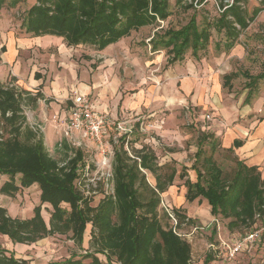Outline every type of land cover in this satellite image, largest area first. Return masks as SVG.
<instances>
[{"label": "rangeland", "instance_id": "rangeland-1", "mask_svg": "<svg viewBox=\"0 0 264 264\" xmlns=\"http://www.w3.org/2000/svg\"><path fill=\"white\" fill-rule=\"evenodd\" d=\"M189 1L181 0L180 6L176 0H170L171 14L166 20L132 30L129 35L101 50L88 44L66 46L60 37L54 40V37L31 36L24 31L21 22L35 0H21L15 7L4 4L0 10V47L5 46V35L31 42L25 46L16 42L18 58L6 63L4 76L0 75V79L16 84L13 72L17 73L16 70L20 69L21 72H34L36 77L43 76L48 80L55 94L48 100H43L44 97L41 99L42 118L35 113L40 99L34 108L23 107L24 114L28 122L43 135L47 152L59 164L64 163L72 149L79 147L83 151L86 168L81 172L78 187L91 200V205H96L100 198L112 193L113 149L119 146L121 135H125L123 147L128 155L133 157L140 152L151 151L155 156L153 164L159 166L157 173L163 178L171 169L175 170L171 184L160 194L162 202L158 211L168 225L173 226L176 222L165 217L163 205L179 209L193 220H185L180 229L176 228L189 243L191 264H203L205 255L210 252L214 260L209 264H264L262 241L256 242L250 253L237 254L228 260H225V250L221 253L218 250L212 252L208 247L214 241V246H217L219 237L233 239L255 226L263 225L264 216L256 213L251 225H239L229 230V217L209 215L205 201L198 202V197L192 201L186 199L184 183L186 178L191 181L196 179L191 167L194 163L200 167L198 160L195 161V153L199 146V135L204 132L214 135L216 148L211 156L225 179L232 174L237 159L249 164L237 154L239 146L233 145L232 141L235 138L244 139L239 134L242 133L239 128L254 130L255 124L260 122L258 118L264 115V105L263 109L258 107L255 114L244 113L247 110L249 112V105L254 107L259 95L264 97V80L258 82L257 92L248 105H244L246 78L241 74L244 70L256 74L264 69V10L248 24L230 50H217L215 43H222L224 38L211 29L206 49L197 55L188 49L182 60L169 63L170 54L165 49L152 51L150 47L149 39L154 33L167 26L180 27L193 13L197 21L202 18L213 19L220 13L216 0H204L194 5V8L184 9L183 6ZM241 3L251 12L259 1L244 0ZM230 72H237V76L231 79L229 87L223 86V75ZM185 84L197 87L187 92L184 90ZM85 85L87 97L100 113L122 121L125 127L131 129L124 133L113 126L108 127L103 139L105 152H101L91 141H81L80 145L70 144V150L67 151L59 145L65 141L66 134L53 115L64 114L73 91ZM234 107L243 115L237 117L235 113H227L233 111ZM252 116L253 123H249ZM69 137L76 142L80 140L78 134ZM209 145H202V156L211 153ZM258 170L264 179V162L258 165ZM142 171L146 181L153 186L156 182L154 175L147 170ZM7 180V175L0 174V205L7 209L8 214L28 218L33 215L34 207L40 205L41 215L48 223L51 206L41 203L37 184L7 193L1 190L3 182ZM15 183L18 187L17 179ZM198 210L205 213V219L198 217ZM90 228V224H87L81 245L74 242L71 232L56 233L30 244L13 243L6 235L0 234V249L12 252L15 257L26 259L31 264L60 262L71 255L79 258L90 248ZM97 256L103 264L106 263L104 255ZM83 259L85 262L90 260Z\"/></svg>", "mask_w": 264, "mask_h": 264}, {"label": "trees", "instance_id": "trees-1", "mask_svg": "<svg viewBox=\"0 0 264 264\" xmlns=\"http://www.w3.org/2000/svg\"><path fill=\"white\" fill-rule=\"evenodd\" d=\"M20 1L0 0V10L4 4L15 7ZM203 1L190 0L183 8H194ZM216 1L220 9L217 17L197 21L193 13L180 27L167 26L149 39L152 51L165 49L170 54L169 63L182 60L188 49L197 55L208 46L211 29L224 38L222 43H215L217 50H230L248 24L264 10V0H258L251 12L241 3L244 0ZM176 2L181 4V0ZM170 14V0H35L26 10L21 26L33 36L62 37L66 46L88 44L101 50L132 30L166 20ZM241 74L246 78L244 102L248 103L257 92L258 82L264 80V69L256 74L244 70ZM235 76L237 72L224 74L223 86L229 87ZM42 98L40 91L32 93L0 79V174L8 176L1 190L11 193L35 183L41 203L51 206L47 223L40 205L34 207L28 218L13 217L0 205V234L13 243L30 244L56 233L71 232L74 242L81 245L83 232L90 224V248L84 255L45 264H103L97 254L104 255L105 264H191L189 243L176 228L180 229L185 220H193L172 208L176 223L168 225L158 211L160 194L171 184L175 170L171 169L163 178L157 173L159 166L153 164L154 154L144 151L131 157L123 147L126 136L121 135L119 146L113 149L112 193L91 205L78 187L81 172L86 168L83 151L79 147L72 149L64 163L59 164L47 152L43 135L24 114L23 107L34 108ZM215 142L211 133L199 135L195 161L200 167L195 163L191 167L196 173L195 181L184 180L185 197L188 201L198 196L206 198L211 215L229 217V230L249 226L256 213L264 216V179L257 166L246 165L241 159L236 160L232 174L225 179L212 160ZM204 143L210 144L211 153L207 156H202ZM70 144L77 143L66 137L59 143L65 151L70 150ZM240 144L241 141H233V145ZM142 170L154 175L153 186ZM180 176L183 177L181 173ZM163 214L170 217L166 210ZM83 258L90 260L85 262ZM212 260L214 255L207 253L203 264ZM0 264L31 263L0 249Z\"/></svg>", "mask_w": 264, "mask_h": 264}, {"label": "crops", "instance_id": "crops-1", "mask_svg": "<svg viewBox=\"0 0 264 264\" xmlns=\"http://www.w3.org/2000/svg\"><path fill=\"white\" fill-rule=\"evenodd\" d=\"M31 36H33V35H31ZM34 37H37V38L54 37V40H58V38H59V36L50 35V34H46V35H42V36H34ZM60 38H62V37H60ZM16 42H18L17 44L21 43L23 46H25L27 43H30L31 41L28 42V40H26L24 38L16 39L13 35L11 37H10V35L4 36L5 46L2 45L4 50L2 52H0V75H2V76H4L3 74L5 72L4 68H5L6 63L11 62V61L13 62L14 60H16L18 58L19 50L16 49V46H17ZM1 47H0V50L2 49ZM15 66H17V64H15ZM16 71H17V73L13 72V76L15 78L14 80H15V83L17 85L24 87L25 89L35 91V92L40 91L44 97L43 100H48L49 97H54L55 93L52 92V89H51L50 85L48 84V82H47L48 80L46 78H44L43 76L38 78L35 76L34 72L24 73V72H21L20 69H18ZM196 87H197V85L193 86L192 84H185L184 90L189 92L190 90H192L193 88H196ZM75 91L77 93H80V94L88 95L86 85L79 87L78 90H75ZM244 98H245V96H244ZM244 98H243L242 103L244 105H248L249 102L248 103L244 102ZM257 99H258V100H256L257 102L253 105L254 107H251L249 105V112L250 113L247 112L248 110L245 111L244 113L251 114L253 112L255 114L256 109L258 107L263 109L264 97L259 95ZM41 101L42 100L40 99V101L38 103V108H36V111H35V113H37L40 118H42V113L40 112L42 110V105H41L42 102ZM50 102H53V101H50ZM92 108L94 111L100 112L93 105H92ZM45 113H44V115H45ZM227 113L228 114L235 113L237 117L243 115V114L240 115L239 109L236 107H234L233 111L227 112ZM40 120H42V119H40ZM258 120L260 122H257L255 124L257 126L252 131H249L243 127L241 129L239 128V130L242 132L239 134L240 135L242 134L241 136H243L244 139H245V137L248 136V138H247V140H245V142H244V139H240V138L233 139V141H235V140L241 141V144L238 147L239 149L237 150V154L241 155V158L245 159L246 162L249 163V164H246V163L245 164L249 165V166L255 165L257 167L259 164L264 162V119L260 120V118H258ZM250 122L253 123V116L249 119V123ZM255 125H254V127H255ZM45 127H47V126H45ZM81 141H89V140L83 139L82 137H80V140L78 141V143L80 144ZM233 141H232V143H233ZM201 200L205 201V204L208 207V209H207L208 214L210 215L211 214L210 213V205H209L207 199L202 197V196H198V202H200ZM198 217L200 219H205L206 215L204 212L198 210ZM226 239H227L226 237L225 238L219 237L218 240L220 241V240H226ZM229 240H231V239H229ZM210 243H212V242H210ZM209 244H208V247L211 248V250H213L212 252H217V250H218V253H221L223 250H225V255H226L227 248L221 247L220 244H218L217 246L210 247ZM250 252H251V250L249 251V253ZM241 253H246V252H240L237 254H241ZM237 254L234 256V258L237 256ZM225 260H228V259H225Z\"/></svg>", "mask_w": 264, "mask_h": 264}, {"label": "built area", "instance_id": "built-area-1", "mask_svg": "<svg viewBox=\"0 0 264 264\" xmlns=\"http://www.w3.org/2000/svg\"><path fill=\"white\" fill-rule=\"evenodd\" d=\"M53 119L63 126L66 137L78 134L83 139H88L95 144L97 148L101 149V152H105L103 139L108 127L113 126L114 129L124 133L131 130L125 127L122 121L111 119L104 113L94 111L87 95L76 91L70 97V104L67 106L66 112L59 116L57 114L53 115ZM74 142L79 144L76 141ZM163 206L170 218L176 221L172 208L166 205ZM259 241L264 244V224L258 227L255 226V228H251L231 240H220L218 244L223 248H227L226 259H231L237 253L249 252L253 245ZM209 245L210 247L214 246L212 243Z\"/></svg>", "mask_w": 264, "mask_h": 264}]
</instances>
